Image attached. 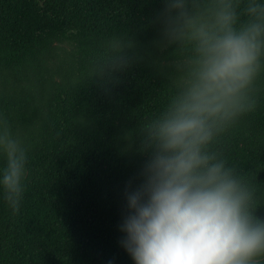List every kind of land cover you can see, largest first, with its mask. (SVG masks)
Segmentation results:
<instances>
[{
    "label": "trees",
    "instance_id": "obj_1",
    "mask_svg": "<svg viewBox=\"0 0 264 264\" xmlns=\"http://www.w3.org/2000/svg\"><path fill=\"white\" fill-rule=\"evenodd\" d=\"M163 0H0V119L24 141L18 213L0 199V264H134L120 230L143 123L174 91ZM126 36L123 69L106 62ZM257 106L212 145L264 219V75ZM0 158V165L3 164Z\"/></svg>",
    "mask_w": 264,
    "mask_h": 264
},
{
    "label": "clouds",
    "instance_id": "obj_2",
    "mask_svg": "<svg viewBox=\"0 0 264 264\" xmlns=\"http://www.w3.org/2000/svg\"><path fill=\"white\" fill-rule=\"evenodd\" d=\"M162 35L175 46L174 91L143 123L146 156L126 189L121 241L134 264H264L255 191L212 145L257 106L264 75V0H163ZM126 36L106 67L123 69ZM0 199L18 213L28 179L21 136L0 119Z\"/></svg>",
    "mask_w": 264,
    "mask_h": 264
}]
</instances>
